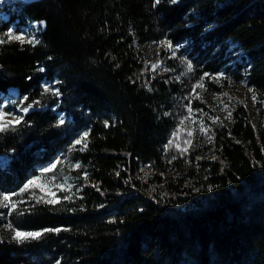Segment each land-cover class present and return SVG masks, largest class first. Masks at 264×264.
<instances>
[{"label":"trees","instance_id":"16d2710c","mask_svg":"<svg viewBox=\"0 0 264 264\" xmlns=\"http://www.w3.org/2000/svg\"><path fill=\"white\" fill-rule=\"evenodd\" d=\"M11 6L0 36L13 25L45 27L38 41L0 43V95L15 88L32 107L0 132V192L16 204L0 216V264H264V0ZM163 40L187 44L206 74L207 100L193 106L209 141L189 162L164 152L180 86L154 77L145 60ZM231 47L256 95L254 117L228 78L216 80ZM217 93L235 101L226 121L204 114ZM47 168L72 185L55 197L21 191ZM6 224L61 230L21 243L2 235Z\"/></svg>","mask_w":264,"mask_h":264},{"label":"rangeland","instance_id":"374dc122","mask_svg":"<svg viewBox=\"0 0 264 264\" xmlns=\"http://www.w3.org/2000/svg\"><path fill=\"white\" fill-rule=\"evenodd\" d=\"M18 1L28 0H5L4 3L0 4V23L10 18V14L5 11V5L11 6V3ZM44 27V22H28L22 27L19 33L15 32L14 25L10 31L14 35H22L24 37L23 41H38V34ZM169 43L170 41L163 40L160 43L152 44L146 51L145 60L148 62L150 71L154 77L168 76L180 86V92L172 107L175 124L168 142L164 147V152L170 160L177 157H184L189 162L190 154L209 141L205 132L204 119L201 115L197 114L198 111L193 106L195 98H201L203 101L207 100L204 96L206 74L201 72L202 67L196 66L193 59L189 56V51L186 49L187 44L175 46L170 43L172 47H169ZM224 58L229 60L227 65H230V68H226L227 66L223 67L219 73H216V80L221 82L224 77L228 78L230 87L234 89L232 90L233 95L246 102L252 117H254V108L256 105L255 92L249 85L247 76L244 75L241 79L238 77V74L243 73V70L240 72L237 70V63L241 61V56L231 47L226 51ZM189 64L192 66V71H188ZM17 92V90H13L7 94L0 95V112L7 113L5 120L10 122L11 125L16 124L15 117L23 118L32 109V107H26L19 102ZM218 94L214 97L215 101L211 103L210 110L205 111L204 114L211 119L226 121L229 117L230 107L234 106L235 101L221 99L220 97L222 95L218 96ZM24 108L28 109L26 113L23 111ZM58 115L59 118L63 117L65 120L64 113L60 111ZM47 169L51 170L45 171L46 169H44L38 176L32 179L39 177L40 183L44 186V190L42 191L49 196L55 197L60 188H67L72 185V178L69 175L62 173L50 174L52 168ZM143 171L150 174L153 173V170L147 168H143ZM10 207V204L7 207L0 205V216L2 217V214L5 213L3 211L10 209ZM3 215L7 218V212ZM3 227L5 228L1 231L2 235L13 238L15 235L13 229L8 227L7 224Z\"/></svg>","mask_w":264,"mask_h":264},{"label":"snow or ice","instance_id":"6c2138e0","mask_svg":"<svg viewBox=\"0 0 264 264\" xmlns=\"http://www.w3.org/2000/svg\"><path fill=\"white\" fill-rule=\"evenodd\" d=\"M5 0H0V4L4 3ZM156 3H159V0H156ZM4 36H6L8 39L10 40H17V41H23L24 37L22 35H14L12 32H7L4 34ZM4 36H0V43L4 42ZM30 43L32 41H29ZM169 47H172V45L169 43L168 44ZM188 71H192V66L191 64L188 65ZM199 87V85H197ZM48 89L46 88L45 91H47ZM57 95L59 94L58 92L56 93ZM23 111L26 113L28 111L27 108H24ZM189 111H191V109H189ZM7 113L5 112H0V132H3L6 130V128L8 127H14V125H11L10 122L5 120ZM231 115V113H229V116ZM22 117H15V123L19 124L20 121L22 120ZM59 123L63 124L64 123V118L61 117L59 119ZM86 136V134H85ZM77 144L81 143V140H77L76 141ZM51 169H46L45 171H50ZM34 187H40L41 190H44V186L40 183V178L37 177L36 179H32L29 180L27 184L24 185V188L21 190L23 191H27L30 188H34ZM15 195V194H12ZM12 195H8V194H4V193H0V198H2V200H0V205L2 206H9V204L11 205V209L15 210L16 209V204L12 203ZM7 202V203H5ZM46 203H54L55 201L53 200H47L45 201ZM8 227H12L11 225H8ZM61 229H44L43 232L42 231H19V230H15L13 229L15 235H14V239H16L18 242H24L26 240H36L39 239L44 232H50V231H57L59 232Z\"/></svg>","mask_w":264,"mask_h":264},{"label":"bare ground","instance_id":"6f19581e","mask_svg":"<svg viewBox=\"0 0 264 264\" xmlns=\"http://www.w3.org/2000/svg\"><path fill=\"white\" fill-rule=\"evenodd\" d=\"M13 90L16 91L15 89H11L10 91H13Z\"/></svg>","mask_w":264,"mask_h":264}]
</instances>
